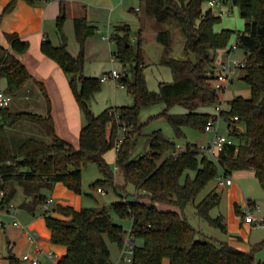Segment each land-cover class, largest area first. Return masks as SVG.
Listing matches in <instances>:
<instances>
[{
	"label": "trees",
	"instance_id": "1",
	"mask_svg": "<svg viewBox=\"0 0 264 264\" xmlns=\"http://www.w3.org/2000/svg\"><path fill=\"white\" fill-rule=\"evenodd\" d=\"M20 0H11L2 16L11 12ZM38 6L50 0H24ZM209 0H146V12L160 23L178 22L186 37L187 59L171 57L173 40L169 31L158 34V41L165 47L161 63L169 66L175 81L161 83L158 92L147 86L144 74L145 61L141 40L137 46L130 41L129 25L116 26L110 40L116 44L113 57L128 70L117 80L133 96L134 105L108 107L96 115L92 111L95 95L101 90V79L85 77L86 44L98 27L86 16L75 18L74 29L80 46L77 56L68 49V37L64 31L65 7L57 19L59 45L46 37L41 45L45 55L54 60L68 76L74 96L83 113L85 124L80 133L79 146L62 138L56 131L52 115V102L42 82H38L47 99V112L2 111L0 120V188L5 190L3 208L14 202L18 188L34 200L30 206L47 202L44 190H53L63 183L77 194L82 193V171L88 163H96L104 179L92 187H114L116 176L106 155L115 149L119 134L126 129L121 149L116 156V166L126 184H133L136 199L125 198L111 205L83 207L58 204L53 211L44 213L51 231V242L67 248L59 264H114L106 241L108 237L122 248L127 231L117 224L113 214L131 218V235L135 242L132 264H264L257 262L255 250L244 251L226 241L209 237L195 229L184 210L196 201L208 184L223 176L229 178L234 172L253 171L264 190V0H234L245 21L243 31L216 30L222 16L204 5ZM236 34L237 48L245 51V75L243 80L250 87L251 97L238 96L230 102L231 110L223 112L228 121L238 117L230 132L235 143L227 146L218 160L202 152L197 144H189L179 152L175 142L161 130L152 133L150 151L133 157L139 137L143 134L140 115L143 108L164 104L159 114L173 127L178 137L185 136L184 127L206 133L213 114L208 110L220 103V92L213 84L217 66V52L231 48ZM10 47L0 40V81H6V91L16 95L33 78L28 67L20 60L30 43L17 33H6ZM195 55V60L190 55ZM182 107L184 113H173ZM242 125L241 129L239 126ZM39 127L46 138L29 135ZM29 135L20 140L17 129ZM37 129V128H36ZM36 132V131H35ZM212 156V155H211ZM213 157V156H212ZM214 158V157H213ZM148 197L150 203L141 200ZM220 202V195L212 191L197 206L198 215L214 227L227 232L223 216L212 218L210 212ZM157 204L179 208L161 210ZM243 218L245 214L243 213ZM136 240H142L141 245ZM9 264H23L12 250L7 257Z\"/></svg>",
	"mask_w": 264,
	"mask_h": 264
},
{
	"label": "rangeland",
	"instance_id": "2",
	"mask_svg": "<svg viewBox=\"0 0 264 264\" xmlns=\"http://www.w3.org/2000/svg\"><path fill=\"white\" fill-rule=\"evenodd\" d=\"M66 2L65 13L66 18L64 21V31L68 37L69 48L73 51L75 56L80 52V46L75 38L73 18L75 16H86L87 19L98 27L96 34L91 37L86 44V63L84 75L85 77H94L101 79L104 73L116 70L120 73H124L128 70L120 61L112 58V53L116 50V44L110 40V36L115 30L116 26L129 25L130 27V41L134 46H137L139 40L142 43L145 68L144 74L147 80V86L151 91L158 92L160 90L161 83H172L175 81L172 69L161 63L162 57L165 54V47L158 41V34L163 31H169L173 40V52L171 57L179 60L187 59L185 53L186 37L181 31V28L177 21L170 20L166 23L158 22L154 17H151L146 12V0H62ZM231 5L225 8V13L222 15V22L216 26L217 31L222 29H231L234 31H243L245 28V21L241 16L239 7L236 6L234 12H230ZM136 8H140V12L136 11ZM209 8L208 4L204 5V9ZM214 11L219 13L218 9L214 8ZM81 16V17H82ZM71 22L72 25V38L70 39L66 26ZM236 34L232 37L230 46L236 44ZM191 59L195 60V55H190ZM246 57L245 51L241 48L233 51L231 58L234 60L242 61ZM245 75L244 68H236L232 81L225 89V92L220 94V103H223L225 111L231 110L230 102L238 96L244 98L251 97L250 87L243 80ZM2 88H5V80L0 83ZM101 90L95 95L92 103V111L98 115L102 113L108 107L115 106H132L134 105V98L130 95L125 88H121L119 81L107 80L101 82ZM42 95V94H41ZM43 96V95H42ZM33 107V108H32ZM215 106L210 108L213 110ZM13 112L19 111H32L44 114L45 108L41 104L38 96H30L27 98L23 92H19L14 95L13 102L9 107ZM165 109L164 104H156L151 107L143 108L140 115V124L143 125V134L139 137L136 149L133 157L137 158L150 151V138L152 133L161 130L164 135L175 142L178 151L186 150L189 144L206 145L211 143L215 137V132H200L191 127H184L183 133L185 136L178 137L171 124L159 114ZM173 113H184L185 109L182 107H176L172 111ZM219 134L229 135L230 132L227 128V123L222 120L220 122ZM241 129L242 125L239 126ZM37 128V129H36ZM35 131L29 135H35L39 138H46L39 127H36ZM16 135L20 140L29 135L24 134V129H17ZM127 136L126 130H122L119 137L125 139ZM79 145V144H78ZM212 159L211 155H209ZM107 161L110 164L111 170L116 176L117 189L114 187H92V184L98 180L104 179V175L101 172L99 166L96 163H88L82 171V193L77 194L71 192L63 184V193L70 192L75 199L79 200L78 204L74 198H68L61 192L59 200L64 203H70L71 206L83 207H96L103 205H111L117 200L122 198L128 201L136 199L137 189L133 184H126L123 175L116 167V150L113 149L107 154ZM229 178H232L234 183L232 185H221L218 180H214L208 184V186L200 193L194 203L189 204L184 213L191 223V225L200 231L201 233L218 239L220 241L229 242L231 236H237L244 239L248 245L249 250L258 247L260 243L264 241V226L252 225L243 223V213L248 215L250 207L259 205V208L253 207L252 213L259 220L264 219V190L262 189L259 180L256 178L252 171H238L234 172ZM226 180V178H224ZM212 191L217 192L220 195L219 204L213 208L210 212L212 218L223 216L227 225V232L224 233L220 228L214 227L207 220L201 218L198 215L197 206L203 201V199ZM53 190H44L43 193L49 198L52 195ZM142 201L150 203L148 197L141 198ZM15 205L17 208V217L19 220L29 218L28 209L24 207V204H30L32 198H29L24 193V190L18 188V193L15 197ZM161 210H176L182 213V211L172 205L157 204ZM37 211L40 214V205L37 206ZM38 214V215H39ZM39 217V216H38ZM113 219L117 224L123 226L127 231H131L132 220L131 218H124L117 214H113ZM12 223L11 219H7ZM16 227L9 226L8 231L15 230ZM2 231V229H0ZM7 231V232H8ZM4 232V231H2ZM131 238L127 233L125 238ZM107 244L111 251V258L115 263L122 256V250L118 243L112 242L106 237ZM137 245L142 244V240H136ZM8 237L7 233L0 234V264H6L4 256H8ZM255 257L257 262L264 263V246L258 247L255 250ZM122 264H127L122 262ZM23 264H31L29 262H23ZM44 264H46L44 260ZM47 264H52L48 262ZM163 264H170L169 259H165Z\"/></svg>",
	"mask_w": 264,
	"mask_h": 264
},
{
	"label": "crops",
	"instance_id": "3",
	"mask_svg": "<svg viewBox=\"0 0 264 264\" xmlns=\"http://www.w3.org/2000/svg\"><path fill=\"white\" fill-rule=\"evenodd\" d=\"M10 1L11 0H0L1 43L5 47L8 48L10 47L5 37L6 33H17L20 35V37L23 40H26L30 43L29 50L25 54L18 56L20 60H22V62L28 67V69L33 75V78L28 82V84L24 87V89L21 92L24 91V95L27 98H30V96L32 95L33 96L37 95L41 104H43L46 113L47 99L43 94L41 87L38 83V82H42L52 102V115L54 117L56 131L58 135L68 140L69 142L73 143L76 147H78L80 141V133L85 124L83 113L74 96V93L69 83L68 76L62 70L59 64L56 63L51 58H49L47 55H45L41 49L42 42L46 37H49L54 45L60 44V39L57 33V19L61 12V4H63L64 7H66L65 6L66 2L65 1L63 2L62 0H50L38 6H32L26 1L20 0L18 1L15 8L11 12L2 16L4 8L9 4ZM140 11L141 10L137 12ZM81 16L82 15H79L73 18V27H74L75 18ZM66 32L69 38L71 39L72 38L71 22L66 26ZM74 34H75V29H74ZM68 49L70 53L75 56L73 51L69 48V45H68ZM112 58H113V53H112ZM226 60L227 59L224 54V51L221 50L216 54L215 65L218 67L220 66L221 63H223ZM245 60L246 57L242 61ZM238 68H242V67H238ZM105 74L107 73L105 72L104 75ZM5 85H6V81H5ZM121 88L124 87L121 86ZM221 104L224 108L223 103ZM34 110L35 109H32L31 112H34ZM208 111L212 114L215 112L214 108L212 111H210V109ZM62 185L63 183H57L53 189L52 195L48 198L47 202L40 204V209H41L40 214L38 213L37 208L32 209L30 204L25 203L24 207H26L29 210L28 211L29 218L24 220V222L20 220L22 224H24L25 226H28L29 228L37 231L40 244L47 250L55 251L60 259L67 254V248L63 246L55 245L51 242V231L47 227L44 213L46 212V210H48L49 212H51V214H53V216L63 218L61 214L53 211L54 207L58 204H62L65 206H71L72 204L70 203V205H68L69 203H64V201L59 200V198H61L59 196L61 192L64 196L68 198H74L73 202L76 203L73 204L79 203V200L75 199V197L72 194H70V192H67L65 194L63 193ZM68 190L72 192V190H70L69 188ZM254 204L256 203L254 202ZM73 207L76 210L81 209V207L79 206L74 205ZM7 219H11V218L8 216H3L4 225L0 229H2V231L7 233L9 251L12 250V252L17 257L20 258L23 253L31 251L33 249V246L32 244H30L25 232L21 227L15 226L16 227L15 230H12L11 232L8 231V227L9 226L12 227L13 225L11 222H8ZM243 223H245L244 219H243ZM2 231L0 230V234L4 233ZM228 243H230L232 246L238 249L244 251L249 250L248 243L244 239H241L237 236H231ZM7 257L8 256H4L3 258L6 260V264H9ZM44 260L46 264L50 262L48 259L44 258L43 264H44ZM121 261L122 260L119 259L114 264H122Z\"/></svg>",
	"mask_w": 264,
	"mask_h": 264
},
{
	"label": "built area",
	"instance_id": "4",
	"mask_svg": "<svg viewBox=\"0 0 264 264\" xmlns=\"http://www.w3.org/2000/svg\"><path fill=\"white\" fill-rule=\"evenodd\" d=\"M209 7L216 8L219 11V14L222 16L225 13V8L231 5L230 12H234L236 6L234 5V0H209L208 3ZM227 9V8H226ZM137 11L140 8L136 9ZM237 50V45H233L231 48L223 50L226 56V61L220 64L217 67L215 79L213 84L217 90H219L220 94L225 91L228 85L232 81V76L236 68L243 67L245 65V61L234 60L231 58V54L233 51ZM114 60H116L113 57ZM124 73H120L116 70H113L105 75L102 76L101 81L111 80H119ZM14 95L7 92L5 88H2L0 85V120L2 111L9 108L13 102ZM215 112L213 113V117L209 120L208 125L206 127V131L215 132V137L211 143L206 145H199L202 152L208 153L212 155L216 160H218L219 155L221 152L230 145L235 143L233 137L229 135H221L219 134V128L221 126L220 122L224 120L227 123V128L229 132L234 130V122L238 120V117H231V120L228 121L225 116H223V112L225 109L223 108L222 104L219 103L214 107ZM126 130V129H123ZM120 135V134H119ZM123 139L120 137L118 138L115 146L116 156L118 151L121 149ZM117 167V166H116ZM118 168V167H117ZM218 183L221 185H231L233 183L232 178H226L221 176L217 178ZM5 197V190L0 188V228L4 225L3 216H8L12 219V225L21 227L25 232L30 244H32L33 249L31 251L25 252L21 255L20 259L23 262H29L31 264H43V259H48L52 264H59L60 258L53 250L45 249L39 241L38 232L25 226L22 222L18 219L16 213L17 208L14 202L9 204L8 207L3 208V201ZM253 207L259 208L258 205L254 204L250 207L248 211V215L245 216L244 220L245 223L252 224V225H261L264 226V219L259 220L254 216L252 213ZM48 211V210H46ZM131 238H125L124 246L121 248L122 256L120 259L127 263L132 264L133 262V255H134V248L135 242L131 235V231L128 232Z\"/></svg>",
	"mask_w": 264,
	"mask_h": 264
},
{
	"label": "water",
	"instance_id": "5",
	"mask_svg": "<svg viewBox=\"0 0 264 264\" xmlns=\"http://www.w3.org/2000/svg\"><path fill=\"white\" fill-rule=\"evenodd\" d=\"M37 198H38V196H37V195H35V197H34V203H36V201H37Z\"/></svg>",
	"mask_w": 264,
	"mask_h": 264
}]
</instances>
